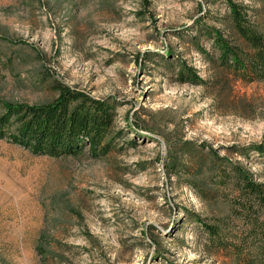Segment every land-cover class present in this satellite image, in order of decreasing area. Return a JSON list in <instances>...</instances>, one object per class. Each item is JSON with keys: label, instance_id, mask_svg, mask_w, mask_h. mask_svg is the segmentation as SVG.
Instances as JSON below:
<instances>
[{"label": "rangeland", "instance_id": "374dc122", "mask_svg": "<svg viewBox=\"0 0 264 264\" xmlns=\"http://www.w3.org/2000/svg\"><path fill=\"white\" fill-rule=\"evenodd\" d=\"M226 10L225 0H0V108L50 103L62 82L117 113L115 147L99 156L91 140L53 157L0 134V264H232L207 225L231 243L247 237L236 192L203 197L194 173L215 152L264 181V156L234 152L264 137V77L239 80L227 106L178 69L208 77L179 35L219 26Z\"/></svg>", "mask_w": 264, "mask_h": 264}, {"label": "trees", "instance_id": "16d2710c", "mask_svg": "<svg viewBox=\"0 0 264 264\" xmlns=\"http://www.w3.org/2000/svg\"><path fill=\"white\" fill-rule=\"evenodd\" d=\"M253 1L260 5L255 14L258 16L264 12V0ZM225 3L227 10L216 17L219 26L199 22L195 32L179 35L183 45L191 43L204 55L208 77H201L183 62L178 69L182 80L203 85L213 97L231 106L239 80L249 82L264 77V18L259 21L252 13L254 9L243 2L225 0ZM161 59L170 65L175 63L164 56ZM55 89L56 98L47 104L3 105L0 134H10L13 142L53 157L83 153L87 140L95 143V156L112 151L117 134L115 103L62 82L56 83ZM250 150L264 156V137L260 142L235 146L234 152L249 156ZM214 153L209 152L198 161L199 167L194 173L202 175L199 181L203 197L215 198L221 185L233 187L236 199L231 210L250 227L247 237H238L239 242L235 244L222 235L221 225L208 224L212 242L217 241L221 248L232 250V264H264V181L257 179L243 162ZM174 162L172 166L178 163ZM207 162L211 163L207 169L210 173L203 177ZM197 220L202 219L197 217Z\"/></svg>", "mask_w": 264, "mask_h": 264}]
</instances>
